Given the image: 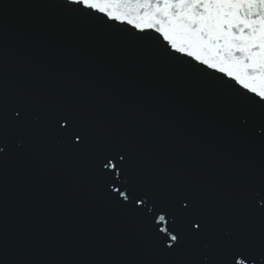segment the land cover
I'll use <instances>...</instances> for the list:
<instances>
[{"label":"water","instance_id":"obj_1","mask_svg":"<svg viewBox=\"0 0 264 264\" xmlns=\"http://www.w3.org/2000/svg\"><path fill=\"white\" fill-rule=\"evenodd\" d=\"M12 2L0 19L9 87L79 107L99 143L128 145L140 182L161 195L182 182L209 203H226L258 175L264 148L237 126L218 74L193 71L186 57H162L156 34L138 40L126 23L67 18L56 0ZM152 259L148 225L117 206L89 162L55 140L26 143L0 167V264Z\"/></svg>","mask_w":264,"mask_h":264},{"label":"snow or ice","instance_id":"obj_2","mask_svg":"<svg viewBox=\"0 0 264 264\" xmlns=\"http://www.w3.org/2000/svg\"><path fill=\"white\" fill-rule=\"evenodd\" d=\"M16 6L4 0L0 19ZM53 6L67 18L126 23L141 34L138 40L154 33L162 57L180 63L186 57L198 66L193 71L218 74L213 79L233 98L237 126L264 148V0H56ZM34 140H55L86 159L105 194L148 225L153 259L147 264H264V162L226 203H209L182 182L161 195L135 178L126 143L98 142L79 107L10 88L0 52V167Z\"/></svg>","mask_w":264,"mask_h":264}]
</instances>
